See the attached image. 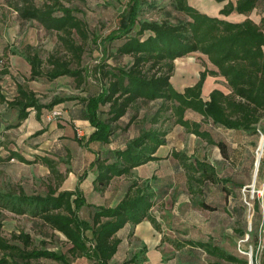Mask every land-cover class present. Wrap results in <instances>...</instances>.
Here are the masks:
<instances>
[{"label":"rangeland","instance_id":"rangeland-1","mask_svg":"<svg viewBox=\"0 0 264 264\" xmlns=\"http://www.w3.org/2000/svg\"><path fill=\"white\" fill-rule=\"evenodd\" d=\"M43 1L0 0V141L3 142L0 143V191L12 195L20 191L28 195H44L50 186L57 187L59 182L63 183L72 170H76L77 178L82 177L83 180L95 172L91 163L82 168L84 153H88L84 147L91 152L95 148L96 152L105 155L112 148L124 146L143 129L159 128L166 132V142L160 147L158 159L140 165L139 174L133 171L132 174L114 177L106 189L95 187L97 199L89 194V199L93 201L80 209V216L91 219L94 211L91 205L96 204L94 201L114 206L124 197L133 180L141 183L151 179L156 188L151 213L159 227L149 222L157 230L161 255L170 264H233L210 250L234 255L246 260V264H252L253 256V263L257 264L262 251L259 226L261 221L264 222V182L261 181L264 177V151L257 173L256 161L259 140L264 132V117L256 131H248L216 126L204 120L200 113L187 110V118L201 121L203 129L225 143V153H222L218 145L176 123L171 109L161 106L160 99L138 101L126 115L114 122L110 142L84 144L94 127L89 120L84 124L76 123L71 113L79 110L80 106L83 108L82 97L100 91L102 79L99 72L104 62L115 66L131 62V56L115 53L117 42L107 43V50L103 43V39L118 26L129 0H63L75 9L87 29V38L75 35L79 42H84L86 49L81 66L84 68L82 84L77 82L75 76L61 75L52 79L46 75L50 69L48 59L52 54L66 57L70 54L56 31L48 30L37 19H26L21 15L19 8L30 4L42 6ZM213 1L203 0L205 8L210 7ZM260 4H264V0H260ZM198 6L208 14L216 15ZM217 15L225 18L223 14ZM140 17L172 22L187 18L185 13L174 7L171 0H147ZM262 26L264 29V24ZM30 53L38 54L43 61V74L36 78L31 75V65L27 59ZM191 54L197 59L202 58V69L208 67L202 53ZM5 68L7 71L2 72ZM19 86L34 91L42 104L60 97L68 98L53 108L44 107L40 117L35 109H30L31 117L28 115L26 121L19 120L18 109L6 102L17 95ZM2 94L6 100L2 99ZM54 110L57 114H51ZM101 115L105 117L106 113L102 111ZM62 132L73 135L56 136ZM66 145L70 149H63L61 155L57 154L59 148ZM79 146L83 149L78 150ZM12 149L18 150L29 160L38 156L55 158L58 167L65 168V173L58 177L41 161L24 162L17 157L6 159ZM175 151L186 154L188 163L199 159L213 167V177H204L201 183H197L189 174L201 177V170L187 168L174 155ZM208 168L211 172L212 169ZM76 188L83 192L80 187ZM0 219L2 234L13 243L22 245L13 235L25 232L31 236L30 249L67 252L70 243L65 235L52 229L39 217L17 214L0 207ZM140 247L142 243H139V255L143 256L145 252ZM32 261L33 264H63L50 258Z\"/></svg>","mask_w":264,"mask_h":264},{"label":"trees","instance_id":"trees-1","mask_svg":"<svg viewBox=\"0 0 264 264\" xmlns=\"http://www.w3.org/2000/svg\"><path fill=\"white\" fill-rule=\"evenodd\" d=\"M171 1L187 18L176 22L141 18L140 13L147 0H129L118 26L103 39L105 50L108 49L107 43L117 42L115 53L120 56L129 55L132 60L123 66L104 62L99 72L102 79L100 91L82 97L81 116L94 127L84 144L89 145L92 141L110 142L114 122L126 115L138 101L159 99L161 106L171 109L176 123L218 145L222 153H225V143L213 138L209 130L203 129L201 121L187 118V110L200 113L204 120L216 126L256 131L264 117L262 24L250 17L242 21H232L219 15H210L191 5L188 0ZM258 2L259 0H237L234 4L229 1L221 8L220 14L229 15L233 11L248 14ZM19 9L24 18L37 19L48 30L56 31L62 45L70 54L69 57L52 54L48 59L50 69L46 75L52 79L71 75L82 84L84 68L81 66L86 49L84 42H79L75 35L79 34L82 39L88 35L85 22L76 14L75 9L66 5L63 0H44L42 6L30 4ZM194 52L206 55L217 70L206 66L193 85L180 91L171 81L175 60ZM27 59L31 65L32 77L42 75L43 61L39 55L30 53ZM5 71L6 68L2 72ZM210 74L225 77L230 92L214 88L209 98L205 99L203 86ZM67 98L60 97L48 104H42L34 91L23 86H19L18 93L12 100L7 101L2 94V99L18 109L19 120L26 119L30 109H35L40 117L44 107L53 108ZM102 111L106 113L105 117H102ZM165 135L166 132L159 128L143 129L124 146L112 148L105 155L97 153L91 163V167L95 169V187L106 189L114 177L132 174L135 167L158 159L156 153L166 142ZM78 141L82 143L81 140ZM174 155L187 168L201 170V177L189 174L197 183H201L204 177H213V167L204 161L196 159L195 162L188 163L189 157L186 154L175 151ZM11 157H17L24 162L41 161L52 174L63 176L57 160L50 156H38L29 160L18 150L12 149L6 159ZM208 167L212 169L211 172ZM61 183L57 187L50 186L44 195H28L25 191L12 195L0 191V207L17 214L43 219L52 229L65 235L70 243L67 252L45 248L30 249L31 236L25 232L13 235L22 245L13 243L2 234L0 219V264H33V259L40 258L73 264L72 259L79 256L88 257L91 264H110L119 248L121 238L117 233L121 228L127 224L136 225L145 219L150 220L156 228L159 227L151 213L156 196V188L151 179L141 183L133 180L124 197L114 206L91 205L94 211L89 220L79 214L82 207L90 204L82 190H59ZM210 252L233 264L247 262L224 252ZM130 261L132 258L126 259L124 263Z\"/></svg>","mask_w":264,"mask_h":264},{"label":"crops","instance_id":"crops-1","mask_svg":"<svg viewBox=\"0 0 264 264\" xmlns=\"http://www.w3.org/2000/svg\"><path fill=\"white\" fill-rule=\"evenodd\" d=\"M188 1L191 5L195 6L202 12L207 13L205 10H202L198 5L202 6L207 11L214 12L217 15L218 13L220 14L221 8H223L226 3L232 1L235 4L237 0H222V1L214 0L211 3V6L207 8H205L203 4V0H188ZM227 16L228 15H225V18L232 21H242L245 18L250 17L255 22L259 24H264V4H260V0H259L258 5L250 13L245 14V13H239L237 11H233L230 13V17ZM203 57H204L203 58L204 61H206V64L208 65V68L217 70V68L209 61L207 56L204 55ZM201 59L200 58L197 59L196 56L193 54H191V56L187 54L175 60V71L171 77V81L176 89L183 91L185 87L193 85L199 79L200 71L203 70L201 68V63H200ZM214 88H220L225 92H230V88L227 85L225 77L219 74L218 75L210 74L207 76L203 86V96L205 97V99L209 98V94L211 90H213ZM81 110L82 109L80 106L79 110H74V112H72L71 115L73 121L76 120L75 121L76 123L84 124V122H87V120L82 119L83 117L79 115V113H81ZM65 113H67V110H65ZM29 117H31L30 114ZM64 134H66L68 137H72L73 135L70 133L62 132L61 134L58 133L56 136L61 137ZM121 146L122 145H119L117 147H121ZM63 149H66V151H68V149H70V146L67 145L62 146L61 148H59V151H57V154L61 155L63 153ZM80 149H83L82 146L78 147V150ZM84 149L88 153H84L85 158L82 168L92 163L98 153L96 152L95 148H92L93 152L89 151L90 150L89 148L84 147ZM159 151L160 148L156 153L158 156L160 155ZM152 161L155 160H151L149 161V163H151ZM58 168L61 172L65 173V168H62L60 165ZM134 171H136L139 174V166L135 167ZM92 174L93 176L89 175L87 178H84L81 182H79L80 179L77 178V171L72 170L70 171L65 181H63L61 188L74 189L75 187L78 186L81 189H83L87 201L88 202L93 201L92 199H89V194L95 196V199H97V196L95 195L96 188L94 184V179L96 175L95 172ZM261 181L264 182V177L261 179ZM94 203L105 204V203H100L98 201H94ZM107 205H112V204L107 203ZM117 234L121 238V241L119 244L118 251L111 259L110 264H170L169 261L164 259L163 256L161 255V250H160L161 247L160 246H159L160 248L158 247L159 236L157 235V230L152 226L149 220L147 221L145 219L140 223H137L136 225L127 224L123 228H121ZM139 243H142V247H140V249H142V251L145 252V255L143 256L139 255ZM130 258H132V261L124 263L126 259H130ZM259 262L260 264H264V247L262 249V252L260 253ZM72 263L91 264V260L86 256H79L76 257L74 261H72Z\"/></svg>","mask_w":264,"mask_h":264},{"label":"built area","instance_id":"built-area-1","mask_svg":"<svg viewBox=\"0 0 264 264\" xmlns=\"http://www.w3.org/2000/svg\"><path fill=\"white\" fill-rule=\"evenodd\" d=\"M53 113H54V114H55V113L57 114V111L54 110L51 114H53ZM51 114H49L48 117H50ZM261 234H264V222H263V221H261L260 226H259V239H260V241L262 240V241L259 243V245H260V249H263V247H264V236L262 237ZM261 252H262V251H261ZM251 259H252V260H251V263L254 264V263H253V256L251 257ZM257 264H260V262H259L258 260H257Z\"/></svg>","mask_w":264,"mask_h":264},{"label":"bare ground","instance_id":"bare-ground-1","mask_svg":"<svg viewBox=\"0 0 264 264\" xmlns=\"http://www.w3.org/2000/svg\"><path fill=\"white\" fill-rule=\"evenodd\" d=\"M264 151V132L262 133L260 140H259V151L257 154V158H260Z\"/></svg>","mask_w":264,"mask_h":264},{"label":"water","instance_id":"water-1","mask_svg":"<svg viewBox=\"0 0 264 264\" xmlns=\"http://www.w3.org/2000/svg\"><path fill=\"white\" fill-rule=\"evenodd\" d=\"M259 159H260V158H258L257 161H256V173H257L258 168H259V163H260V160H259Z\"/></svg>","mask_w":264,"mask_h":264}]
</instances>
